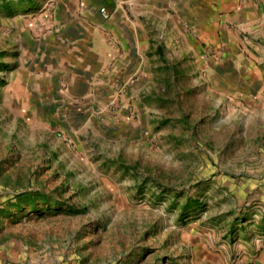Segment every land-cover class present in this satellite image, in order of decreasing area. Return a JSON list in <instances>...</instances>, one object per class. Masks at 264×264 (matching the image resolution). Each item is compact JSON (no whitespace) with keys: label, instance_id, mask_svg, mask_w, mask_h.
Here are the masks:
<instances>
[{"label":"rangeland","instance_id":"1","mask_svg":"<svg viewBox=\"0 0 264 264\" xmlns=\"http://www.w3.org/2000/svg\"><path fill=\"white\" fill-rule=\"evenodd\" d=\"M247 1L226 38L145 55L139 96L137 73L61 117L12 95L59 0H0V264H264V0ZM232 54L250 87L216 86Z\"/></svg>","mask_w":264,"mask_h":264},{"label":"crops","instance_id":"2","mask_svg":"<svg viewBox=\"0 0 264 264\" xmlns=\"http://www.w3.org/2000/svg\"><path fill=\"white\" fill-rule=\"evenodd\" d=\"M59 3V31L45 35L42 55H31L23 62L15 75L12 95L15 102L26 93L27 87L33 88L34 98L43 103L44 110L50 106L61 117L82 109L92 114L101 103L113 102L118 85L137 73L130 80V92L133 97L139 96L144 82L140 73L149 65L145 55L166 57L169 45H174L172 40L180 54L188 55L191 42L198 47L194 39L216 37L218 32L226 38L228 23L243 22L251 16L247 0H59ZM99 6L106 8L107 19L98 15ZM229 60L211 75L217 81L216 86L250 87L253 75L248 74L247 62L236 54ZM202 63L198 60V67Z\"/></svg>","mask_w":264,"mask_h":264},{"label":"built area","instance_id":"3","mask_svg":"<svg viewBox=\"0 0 264 264\" xmlns=\"http://www.w3.org/2000/svg\"><path fill=\"white\" fill-rule=\"evenodd\" d=\"M97 13H98V15L100 16V18L101 19H107L108 18V12H107V10H106V8L104 7V6H99L98 8H97Z\"/></svg>","mask_w":264,"mask_h":264},{"label":"trees","instance_id":"4","mask_svg":"<svg viewBox=\"0 0 264 264\" xmlns=\"http://www.w3.org/2000/svg\"><path fill=\"white\" fill-rule=\"evenodd\" d=\"M2 67H5V68L8 69V68L10 67V65H4V66H2Z\"/></svg>","mask_w":264,"mask_h":264}]
</instances>
